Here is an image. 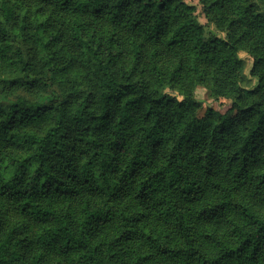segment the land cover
Here are the masks:
<instances>
[{
  "label": "trees",
  "instance_id": "obj_1",
  "mask_svg": "<svg viewBox=\"0 0 264 264\" xmlns=\"http://www.w3.org/2000/svg\"><path fill=\"white\" fill-rule=\"evenodd\" d=\"M199 6L223 37L185 0H0V264H264V0Z\"/></svg>",
  "mask_w": 264,
  "mask_h": 264
},
{
  "label": "rangeland",
  "instance_id": "obj_2",
  "mask_svg": "<svg viewBox=\"0 0 264 264\" xmlns=\"http://www.w3.org/2000/svg\"><path fill=\"white\" fill-rule=\"evenodd\" d=\"M188 3L194 4L197 6V15L198 19L202 24H205V31L214 33L220 37L224 36V33L218 30L214 27V25L207 23L206 18L204 15L200 12V6H199V0H185ZM239 56L244 60V72L245 74L250 78L249 84L252 86L255 84L256 79L252 76H250V69L252 67V58L244 51L239 52ZM195 97L202 102L203 107H213L218 110H225L229 106V100L227 99H220V100H213L211 99L208 94L207 90L204 86L199 85L195 88L194 91ZM12 101V99H1L0 102L8 104Z\"/></svg>",
  "mask_w": 264,
  "mask_h": 264
}]
</instances>
